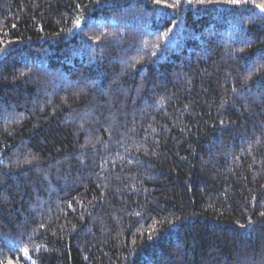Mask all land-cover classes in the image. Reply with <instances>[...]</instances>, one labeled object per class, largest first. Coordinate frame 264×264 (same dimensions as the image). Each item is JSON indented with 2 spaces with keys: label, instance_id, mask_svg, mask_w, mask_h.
I'll list each match as a JSON object with an SVG mask.
<instances>
[{
  "label": "trees",
  "instance_id": "1",
  "mask_svg": "<svg viewBox=\"0 0 264 264\" xmlns=\"http://www.w3.org/2000/svg\"><path fill=\"white\" fill-rule=\"evenodd\" d=\"M260 4L0 0V264H264Z\"/></svg>",
  "mask_w": 264,
  "mask_h": 264
},
{
  "label": "snow or ice",
  "instance_id": "2",
  "mask_svg": "<svg viewBox=\"0 0 264 264\" xmlns=\"http://www.w3.org/2000/svg\"><path fill=\"white\" fill-rule=\"evenodd\" d=\"M112 0H105V3H111ZM130 4L132 5L131 9H125V12L131 11L132 9H135V6L137 2H142L145 6H151L156 5L158 7L152 8L151 15H154L158 19L168 18V22L172 23V16L177 13L182 7L187 8L189 6L193 8H204L207 10L209 6H216V5H231L236 6L234 7V11L239 12L243 10V7H246L249 4V0H129ZM101 3V0H96V4L99 5ZM261 9V11H264V4L256 5ZM172 9V13H168L166 10ZM138 11V10H137ZM84 25V27H82ZM95 27V22L91 19V17H77L74 21V29L69 30V34H75L80 35L82 37H87V39L82 40L83 47L87 48L89 47L88 41H98L99 37H93L88 35L89 32L93 30ZM163 25H161V28ZM176 27L175 23H172V26L167 28V31H161L160 28L157 29L156 35H160L165 41L170 39L169 34L173 32V29ZM87 29V31L85 30ZM59 35V33H57ZM157 48H159V45H157ZM8 53L4 50V48L0 47V55H7ZM156 53L153 52V55ZM46 70V69H45ZM260 215L264 217V212H261ZM251 221L249 222L248 226L241 225V227H250ZM151 239V236H149ZM24 254L27 256V249L24 250ZM29 260H31L30 256H27ZM34 264V262H32Z\"/></svg>",
  "mask_w": 264,
  "mask_h": 264
}]
</instances>
